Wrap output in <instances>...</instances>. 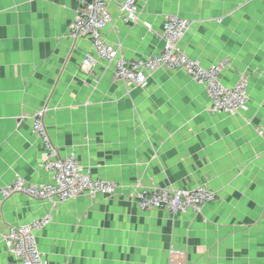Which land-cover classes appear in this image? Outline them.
Instances as JSON below:
<instances>
[{
  "label": "crops",
  "instance_id": "0c3cea01",
  "mask_svg": "<svg viewBox=\"0 0 264 264\" xmlns=\"http://www.w3.org/2000/svg\"><path fill=\"white\" fill-rule=\"evenodd\" d=\"M123 0H106V42L128 61L163 48V24L190 26L178 46L220 81L247 82V110H209L203 86L183 70L152 72L144 88L116 81L112 67L84 69L89 40L72 39L78 0H0V189L21 178L51 182L32 116L58 156L73 154L112 196L61 203L14 195L0 206V264H19L3 241L9 226L50 215L37 234L45 264H264V0H140L138 21L123 22ZM144 24L150 25L148 29ZM204 186L216 200L199 212L141 210L142 188Z\"/></svg>",
  "mask_w": 264,
  "mask_h": 264
},
{
  "label": "built area",
  "instance_id": "2783aa9c",
  "mask_svg": "<svg viewBox=\"0 0 264 264\" xmlns=\"http://www.w3.org/2000/svg\"><path fill=\"white\" fill-rule=\"evenodd\" d=\"M140 0H123L120 4L123 22L138 21ZM111 16L106 0H78L73 21L69 27L72 39L89 40L92 53L86 54L82 61L84 69L93 68L98 62H105L112 67L114 80L144 88L148 76L159 69H181L196 84L204 87L209 99V110L212 114H237L247 110V82L241 78L233 87H226L220 81L223 64L204 68L197 60L191 59L181 51L178 44L189 29V22L177 16H168L163 24V48L155 55L128 61L119 49L105 41L103 31L110 23ZM148 29L150 25L144 24ZM45 109L32 116V131L43 145L42 168L52 175L51 182L46 184H30L16 178L0 189L1 204L14 195H23L36 201L61 203L74 200L80 196L95 197L97 195L112 196L117 185L114 182L93 180L77 162L73 154L60 158L58 150L53 146L46 131ZM133 199L141 210L158 209L169 215L199 212L201 206L216 200L213 191L204 186L181 190L174 188L139 189ZM51 220L50 215L20 225L9 226L3 237L7 252L19 264H45L37 245V234ZM179 253L172 251L169 264H183Z\"/></svg>",
  "mask_w": 264,
  "mask_h": 264
}]
</instances>
